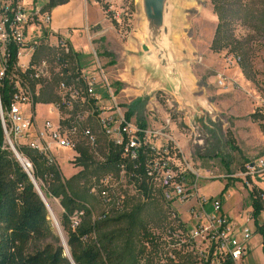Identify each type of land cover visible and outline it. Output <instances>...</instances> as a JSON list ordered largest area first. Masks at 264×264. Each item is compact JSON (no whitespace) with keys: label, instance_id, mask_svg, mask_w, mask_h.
Listing matches in <instances>:
<instances>
[{"label":"rangeland","instance_id":"374dc122","mask_svg":"<svg viewBox=\"0 0 264 264\" xmlns=\"http://www.w3.org/2000/svg\"><path fill=\"white\" fill-rule=\"evenodd\" d=\"M241 2L260 3L259 0ZM100 4L102 5L101 2ZM175 4V29L171 37L174 64L162 66L158 63V68H163L162 79L154 76L140 86L130 79L127 80L130 71L123 69L124 65L118 62L116 68L111 66L118 59L113 49L114 41L124 43L129 36L138 44L143 43L144 37L140 29L142 18L136 10V0H124L121 4L120 22H111L118 33L115 38L105 39L106 43L96 38L100 48L97 46L95 56L88 50L78 56L81 76L87 80L93 79L95 92L110 101L107 89L101 82L99 64L114 93L123 96L118 99L122 108L127 113L132 108L140 109L131 117L132 120L139 123L140 119L152 128H162L168 120L170 127H167L166 133L170 134L173 142L165 143L164 139L161 141L163 147L170 149L167 155L176 169L175 174L188 177L189 184L193 182V173L200 176L197 180L199 196L216 197L227 187L221 199L223 212L231 219H238L239 215L244 216L247 211L251 215L249 194L253 190L262 192L259 225L264 226V176L244 177L245 162L264 159V41L247 26L236 22L231 27V33L240 46L234 43L214 50L212 41L218 19L210 0H176ZM108 15L113 20L112 14ZM52 25L51 23L50 26ZM104 44L109 50L100 52L101 48L104 50ZM24 51L21 53L20 64L30 62L28 52ZM40 56H35L34 59L37 60ZM44 56L51 58L52 55ZM229 56H239L240 63H228ZM12 71L32 94L33 113L36 114L39 108L37 115L42 113V116H46L45 109L50 103L41 99V90L44 88L45 95L55 99L58 85L63 81L62 74H58L62 70L52 66L50 77L39 84L22 80L15 68ZM120 75V80L124 79L126 84L117 82ZM122 90L124 92L121 93ZM0 118L6 122L2 107ZM42 121V118H36L38 126ZM33 135L30 132V137ZM6 136L7 134L4 135L5 143ZM8 138L16 151L21 147L27 148L30 142L25 138ZM77 141L73 153L66 149L55 151L56 168L61 179L75 187L80 203L90 213L92 221L117 219L121 215H131L138 208L140 210L135 219L128 218L123 224L110 227L109 230L113 232H122L120 244L128 239L133 241L136 248L145 247L154 264H200L199 253L204 250V246L192 243L194 245L179 247L175 242L176 237L185 238L184 235L196 224L191 221L190 213H187L193 207V200L184 206L177 203L167 204L156 184L145 194L144 189L148 190L146 185L135 188L125 177L118 183L115 182L119 174L113 165L107 163L109 155L101 136L98 147L94 150L83 140L77 138ZM81 151L87 153L89 158L85 171L80 163ZM19 155L28 162V169L32 173L29 159L20 153ZM108 174L115 177L112 182L113 189L108 190L106 196H102L100 181ZM37 184L47 188L42 181ZM47 202L60 222L63 210L59 200L49 197ZM83 213L77 212L73 220H77ZM49 221L56 234L50 216ZM128 225H134L136 229L144 227L153 239V246L145 243L140 234L129 236L125 232ZM63 236L65 237L64 233ZM237 264H264L262 238L257 231L247 242L245 255Z\"/></svg>","mask_w":264,"mask_h":264},{"label":"built area","instance_id":"2783aa9c","mask_svg":"<svg viewBox=\"0 0 264 264\" xmlns=\"http://www.w3.org/2000/svg\"><path fill=\"white\" fill-rule=\"evenodd\" d=\"M33 18L38 26L50 21L49 16L42 14L40 9L35 8L33 12L26 9L23 0H0V81L11 82L15 90L8 109L4 111L6 122L1 118L3 134H7L6 142H10L8 137L11 136L30 140L31 148H38V154L48 164L56 166L55 150L74 151L78 144L77 138L94 150L98 147V138L101 136L107 153L113 149L118 154L116 172L119 175L115 182L118 183L125 177L133 187L146 185L148 191L156 184L167 204L184 206L193 200V207L187 213H190L191 221L196 224L184 235L185 238L176 237V246L192 243L204 246V250L199 253L200 264H225L227 260L237 264L244 257L246 244L253 234L248 226L254 221L252 214L246 216L242 223H235L223 213L221 196H199L197 180L201 177L193 173V182L189 184L188 177L175 174L176 169L167 155L169 147L148 142L164 139L165 143H170L171 139L162 131H146L126 120L125 111L120 108L105 81L103 83L111 98L108 102L95 96L94 80H87L78 71L75 72L78 75L75 83L60 82L57 103L48 105L57 117L56 123L46 119L41 127L37 125L32 111V94L24 82L13 74L12 69H17L22 80L39 84L50 77L52 66H56L58 70L67 69L74 53L64 40H60L61 53L53 62L40 59L25 67L19 66L22 51L28 47L33 54L38 48L36 41L28 43L25 37L26 28ZM12 48L16 51L13 68L10 66ZM227 62L239 64L236 56L227 57ZM26 106L29 108L28 113L22 111ZM30 132L34 134L33 137H30ZM141 155L144 157L143 161H140ZM244 174V177H263L264 159L245 164ZM114 178L108 174L100 181L102 196L113 189ZM73 221L76 225L78 219Z\"/></svg>","mask_w":264,"mask_h":264},{"label":"trees","instance_id":"16d2710c","mask_svg":"<svg viewBox=\"0 0 264 264\" xmlns=\"http://www.w3.org/2000/svg\"><path fill=\"white\" fill-rule=\"evenodd\" d=\"M259 2V4L254 2L242 4L241 0H210L218 19L212 49L220 50L234 43L240 46L231 33V27L236 22L247 26L254 34L260 35L264 41V0H259ZM37 51L36 58L43 53ZM236 57L238 61H241L239 56ZM15 60L16 51L12 48L10 66L15 64ZM73 72L70 78L62 76L63 81L68 84L75 83L78 75L75 70ZM67 73L68 68L60 72L62 75ZM29 74L28 70L27 75ZM26 78L28 79L27 76ZM14 93L13 85H9V81H0V104L3 111L8 109ZM41 95V99L47 103L58 101L57 96L53 99L45 95L44 88L41 90ZM139 110L138 108L129 110L126 120H129ZM138 121H140L139 128L144 129L145 124L140 119ZM27 148L21 147L17 151L31 162L33 168L31 174L35 181H42L44 185H47V188L39 186L41 192L44 193V199L52 197L59 200L63 210L59 225L65 235L73 264H154L148 257L145 247L136 248L133 241L128 239L120 244L122 232L109 230L111 226L123 224L128 218L135 219L140 209L137 208L131 215H121L117 219L92 221L90 213L80 203L75 187L73 188L69 182L61 179L56 166L48 164L47 160L37 151L28 146ZM81 154L80 163L85 167V171L89 158L87 153L81 151ZM108 155L107 163L116 169L118 154L110 149ZM143 160L144 157L141 155L140 161ZM226 189L227 187L224 188L222 194ZM144 193L148 194L149 191L144 189ZM262 198L263 194L260 191L253 190L249 194L252 218L262 238L264 251V226L258 223L262 212ZM79 211L84 213L75 225L73 218ZM48 218V212L28 176L5 144L0 123V264H72L65 256ZM127 227L125 232L129 236L140 234L145 243L153 246V239L144 227H140L141 230L136 229L134 225ZM225 264L232 263L227 260Z\"/></svg>","mask_w":264,"mask_h":264},{"label":"crops","instance_id":"0c3cea01","mask_svg":"<svg viewBox=\"0 0 264 264\" xmlns=\"http://www.w3.org/2000/svg\"><path fill=\"white\" fill-rule=\"evenodd\" d=\"M123 1L124 0H23V5L26 7V9H28L30 12H33L35 8H38L42 11V14H46L49 16L50 21L48 24L43 26H38L35 18L30 21V24L25 31L26 42L29 43L36 41V44L38 46L37 50L42 51L43 53H41L40 55L42 56L39 55V59L35 61L34 58L37 53L32 54L27 47L24 52H28V55L30 56V62L28 64L19 63V66L25 67L26 65H29L31 63H36L40 59H48L53 62L54 59L57 58V56H59L61 53L59 42L60 40H64L67 43V46H69V48L72 50V52H75V55L69 60L68 73L62 76L64 78H70L74 73L73 70H75L76 72L78 71V74L81 75V67L78 62V56L83 54V52L87 50L91 51V53H93L95 56L97 46L98 48H100V45L98 44V42H96V38L101 39L100 41L104 40V43H106L105 39L113 37L115 38L117 36L118 33L111 22L115 21L116 24L120 22L119 20L122 16L121 4L123 3ZM175 1L176 0H169L168 2V15L165 18V30L163 31L162 38L158 40L156 38L153 39V36L148 37V33L146 30V19L142 14L141 0H136V10H138L142 18L140 29L144 37L143 43L138 44L135 39L128 36L126 37L124 43L119 44L117 43V41H114L113 44L115 47L113 49L118 59H115L113 61L114 64H112L111 66H114L116 68L118 62L120 65H124L123 69H126V71L128 69V71H130L127 80L130 79L135 83L140 84V86H143L144 82L149 80V78L151 77L158 76L159 79H162L161 69L163 68H158V63L162 66H171L174 64V58L171 52V37L173 34V29H175V10L177 8ZM100 2L102 3V5L100 4ZM106 8L108 10H106ZM108 13L112 14L113 20L109 19L110 16L108 15ZM51 23L53 24L52 27L50 26ZM38 28H41V30L39 31ZM119 38L121 37L119 36ZM110 46L112 47V44ZM106 50L109 49L106 44H104V50H102L101 48L100 52ZM107 53H111V51H107ZM44 54H50L52 56L51 58H47L44 56ZM21 57L22 55L20 56V59ZM170 57H172V60H170ZM164 60L166 62H164ZM97 65L102 75L101 82L103 83V81H105L109 85L106 79V75L103 74L99 64ZM108 69L109 68H107V70ZM111 74L112 73H109V75ZM121 77L122 75L118 76L117 82H120L123 85L126 84L124 83V79H122L123 81L120 80ZM151 83L152 82H150V84ZM103 86H105L104 83ZM110 89L116 102L119 104L120 108H122L118 99L120 98L119 96H121V99L123 96L121 94L117 96L111 87ZM122 92H124V90H122L121 93ZM94 94L102 101L104 100L105 102H108L104 98L105 96L103 97L102 95H98L95 92V89ZM107 96L109 97V92L107 93ZM38 109L36 110L35 119L37 118L39 120V118H42L43 121L49 119L56 123L57 117L55 116V113L51 111V107L47 106V108L45 109L46 116H42V113L41 115H37ZM28 110L29 108L27 106L22 108V111L24 113H28ZM125 113L127 114L126 111ZM129 120L138 125V122H135L134 120H132V118H130ZM42 123L39 127H41ZM169 123L170 122L166 120L165 126L162 128H152L145 125V129L146 131H162L173 142L170 134L166 133L167 127H170ZM148 142H155L157 146H161L163 144L160 140H149ZM55 151L58 152V150ZM55 151L54 156L56 154ZM222 208H224L223 199ZM248 212L249 211H247L244 216L239 215L237 217L238 219H231L228 215L227 216L235 223L240 224L244 221L246 216H248ZM223 213L226 215L225 212ZM248 226L253 231V233L257 231L254 221L253 223H249Z\"/></svg>","mask_w":264,"mask_h":264},{"label":"water","instance_id":"95a60500","mask_svg":"<svg viewBox=\"0 0 264 264\" xmlns=\"http://www.w3.org/2000/svg\"><path fill=\"white\" fill-rule=\"evenodd\" d=\"M168 2L169 0H141L142 4V14L146 19V30L148 33V37L153 36V39H160L163 36V31L165 30V18L168 15ZM145 49V48H144ZM165 61V60H164ZM0 111H1V104H0ZM7 147L9 151L13 154L16 161L19 163L25 174L28 176L30 182L32 183L34 190L36 191L37 195L39 196L40 200L42 201L46 211L47 205L44 201V195L41 192L37 182L33 178L32 174L29 171V164L24 160V163L20 161L18 158V152L14 149L10 142H7ZM49 220V218H48ZM57 237L60 241V244L64 250L65 256L68 260L73 264L68 248L67 243L63 244L61 237L57 234Z\"/></svg>","mask_w":264,"mask_h":264},{"label":"bare ground","instance_id":"6f19581e","mask_svg":"<svg viewBox=\"0 0 264 264\" xmlns=\"http://www.w3.org/2000/svg\"><path fill=\"white\" fill-rule=\"evenodd\" d=\"M0 123H1V118H0ZM19 139H22V138H19ZM27 146L29 147V148H31V144H30V142L27 144ZM32 150H34V151H37L38 152V148H31ZM18 158L20 159V161L22 162V163H24V158H22L19 154H18ZM25 164V163H24ZM30 171V170H29ZM44 201H45V203H46V205H47V212L49 213V216H50V218H51V220H52V222H53V225H54V227H55V229H56V235L57 234H59V236L61 237V239H62V242H63V244H65V238H64V236H63V233H62V231H61V228H60V225H59V222H58V219L56 218V216H55V214L52 212V210H51V208H50V206H49V204H48V202H47V200H45L44 199Z\"/></svg>","mask_w":264,"mask_h":264}]
</instances>
